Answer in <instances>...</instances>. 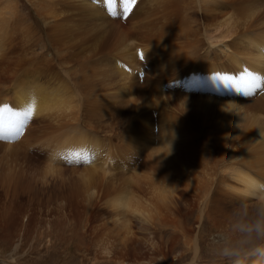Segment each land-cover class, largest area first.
Listing matches in <instances>:
<instances>
[{"label": "bare ground", "instance_id": "bare-ground-1", "mask_svg": "<svg viewBox=\"0 0 264 264\" xmlns=\"http://www.w3.org/2000/svg\"><path fill=\"white\" fill-rule=\"evenodd\" d=\"M241 1L137 0L125 18L120 0L116 17L109 15L107 0H27L40 16L43 30L17 17L0 33V86L20 68L22 87L14 90L9 107L24 110L35 99V111L72 109L67 121L58 118L50 123L52 132L73 123H68L71 128L62 136L60 148L50 151L44 149L51 138L38 136L30 119L17 139H4L0 221L23 237H32L37 230L40 239L54 234L78 242L108 229L102 235L112 242H104L99 252L110 249L111 254L136 259L142 253L131 245L137 239L136 221L122 229L108 204L122 190L124 175L130 174L136 185H150L155 173L157 181L165 179L175 190L155 224L190 245L177 257L179 264H190L197 251L199 262L208 260L209 237L225 227L228 214L250 186L264 183L262 159L246 157V170L234 167L223 145L232 146L236 140L214 144L210 139L224 122L237 128L242 122L241 114L222 109L228 101L238 103L228 108L250 118L264 115V102L258 101L263 107L255 114L245 107L246 98L243 105L237 98L244 95L242 91L218 80V74L263 76L264 37L259 44L249 34L257 19L236 14ZM7 9L13 14L16 6ZM191 17L211 24H202L200 31L192 26ZM15 34L19 42L11 43ZM252 62L261 66V72ZM6 100L0 99V106L7 105ZM211 102L216 103L217 110L212 109L217 117ZM39 127L44 129L37 122ZM259 144L264 148V142ZM73 149H87L92 159L107 154L115 161L114 174L106 177L102 167L76 162L70 155ZM50 152L58 153L63 172L61 178L43 184L38 176ZM218 156L222 158L218 161L229 163L221 171L215 169L218 163L213 164ZM67 157L71 162L64 163ZM140 190L145 193L143 187ZM194 209L195 216L186 218ZM97 215L101 222L92 224ZM19 217H26L25 223L17 224ZM158 249L159 264H172L168 246Z\"/></svg>", "mask_w": 264, "mask_h": 264}, {"label": "rangeland", "instance_id": "rangeland-1", "mask_svg": "<svg viewBox=\"0 0 264 264\" xmlns=\"http://www.w3.org/2000/svg\"><path fill=\"white\" fill-rule=\"evenodd\" d=\"M12 5L16 6V10L13 14H9L7 13V10H8L7 8L8 6H12ZM241 5H242V8L239 11H237L236 14L237 15H248L249 17L257 19L255 28L253 30H250L249 34L254 38V41L256 40L260 44L261 40L264 37V0H255V1L242 0ZM17 17H21L25 19V21L26 19H28L29 22H31L33 26H36L39 30H43L42 26L40 25V16H38L35 13L33 7L29 4V2H27V0H16V2L14 0H0V33H2L4 29L10 23H12L11 21L12 19L17 18ZM191 19H192L191 21L192 26L199 27L200 31H201L200 27L202 24H205V23L211 24L210 20L200 21L198 20V18H194V17H191ZM16 35L17 34H15L14 36L16 38H12L14 40L10 41L11 43L19 42L18 35L17 36ZM45 42L47 44H52V42L48 40H46ZM75 48L76 47H74L73 49L75 50ZM48 50L50 53V49ZM15 53H18V51L15 50ZM252 64L254 66L259 65L257 62L256 63L252 62ZM18 69L19 71L16 74L12 75L10 81L7 80L5 82H1L2 85L0 86V99L2 98L7 99L6 101H8L7 103L8 106L12 104V101H13L12 99L14 98V94H13L14 90L16 88L18 89L22 87V85L20 84L21 70L20 68ZM260 72H261V66H260ZM15 75L16 77L17 76L18 77L16 78ZM72 77L73 79H75L74 75H72ZM261 77H264V72H263V76ZM41 79L44 81L43 78ZM10 87L11 89H8ZM237 98H239V101H241L242 105L245 102V98H246V102L244 104H247V105L245 107H247L249 111H252L256 114V111H257L256 109L263 107L258 104V101L264 102V88L256 90L255 94L252 96L240 95ZM71 99L75 100L76 96H73ZM247 99H248V103H247ZM210 105L212 106V102L210 103ZM212 108L213 109L216 108L217 110V106L215 102L210 110L212 111L213 116L217 117L215 110H213ZM71 112H72V109L66 110L58 106L55 108H49V109H45L41 111L36 110L34 112V115L30 118V121L29 119L26 121V123H28V121L30 122V124L33 123V127H34L33 131L38 136L46 135L51 138V140L48 142L49 148L46 149L45 147L44 150L50 151V148H55V149L60 148L61 146L60 142H61L62 136L66 132H68V130L71 128L70 126H67V125L68 123H73V121L67 122L65 127L61 128L60 130H55V132H52L50 123L54 119H58V118H62L65 121H67L69 118L73 116ZM246 117L248 118L249 121L255 120L248 116ZM37 122L40 125L44 126V129H42L41 127L37 129ZM244 125L246 126V128L251 126L250 123H244V124H241L242 128L243 127L245 128ZM257 133H259L258 129H253L251 131L244 132L240 128L230 125L228 122H224L221 128H219L218 130L212 131L213 135L210 136V139L214 144H218L220 140H223V139L228 140L229 138H234L236 142L232 146L223 145V148H224L223 151L224 153H226V158L229 159V163L233 162L234 167H240L246 170L245 164H244L246 157L260 158L264 162V148L260 147V144H259V142H264V137H262L263 139L260 138L257 135ZM5 141L6 140H0V173H3L6 169L5 157L3 153V143ZM218 158L216 159L217 160L216 162L214 161L215 158H213V161L215 162V163L213 162V164L216 166V164L218 163V166L215 169H218V171H221L222 166L229 164V163H226L224 161H218L222 159L221 157L219 159ZM36 159L42 160V159H39L38 157H36ZM67 159L69 158L67 157ZM93 160L94 159H92V161ZM63 162L68 163L69 161L66 160ZM213 164L211 163L208 165L209 168L211 167L210 170L208 168L209 170L208 172L210 173H212L211 171H213L214 169ZM87 166L92 167L90 166V164H87ZM253 166H256V165L253 164ZM34 169L35 168L27 170L26 174H28L30 170H34ZM228 171L229 169H224V172L227 173ZM126 176L130 177V174H126L122 177L121 184L123 185V187L125 184ZM130 179L133 183V179L132 178ZM179 183H180V180L179 182L175 183L176 189L180 188V186L177 187ZM1 204L2 206H5L3 204V201L1 202ZM181 213H183V211ZM195 213L196 212L194 209L192 211V216L186 215L187 216L186 218L188 217L192 218L193 216H195L194 215ZM101 216L103 217V214H101ZM100 217L98 215L95 216V218L93 217L92 224H98V222H101ZM25 220H26V217H22V218L19 217L16 219V222L17 224H20L21 221L25 223ZM136 225H135L136 226L135 229H137L136 230L137 235L135 236V238L137 239L136 240L134 239L135 242L131 243V245L135 247L138 246L137 247L138 249L141 248L140 252L142 253H140L141 255L136 257V259H134L133 257L121 255L119 253L118 254L116 253L115 255L110 254L106 256L103 252H99L104 242L111 241V239L108 240L109 237L107 238L106 236L105 237L103 236L104 234L108 233V229L105 230L104 228H102L97 233V235L93 237V239H91L92 237L90 239L88 237H84L83 240H80L78 242V240L72 239V238H64V239H61V238L58 239V237L54 238V234L45 236L40 239L37 237V235H39L37 230L33 232L32 237H31V234L30 236H28L29 238L23 237L21 236V232L17 233V231L15 230L16 228H10V227L8 228V226H6L0 221V264H159L161 254L158 249V246H161V244L168 246V255H169L168 263L179 264L177 257L183 255L188 250L187 248L190 247V245H188L189 246L188 247L186 243L182 244L184 240L181 236L173 237V236H169L168 231L161 232L162 229H160L158 225L155 223L150 227L149 226L145 227V225H141L140 223L136 221ZM38 231H40V229ZM153 231H155L156 233H154ZM9 233L11 234V236L8 235ZM144 233H147V235H144ZM149 233H152L155 235H152ZM98 234H101L100 236L102 238L99 237ZM216 234L217 233H214L213 236ZM210 237H212V235ZM156 239L158 240L160 239L159 243L157 242ZM153 242L156 244H154ZM152 243L155 245V247ZM118 247L120 248V246ZM121 257L123 258L121 259ZM113 259L118 260L119 262L118 261L114 262ZM205 259H208V257ZM208 261L209 259L202 263L199 262V264H206L205 262H208Z\"/></svg>", "mask_w": 264, "mask_h": 264}, {"label": "clouds", "instance_id": "clouds-1", "mask_svg": "<svg viewBox=\"0 0 264 264\" xmlns=\"http://www.w3.org/2000/svg\"><path fill=\"white\" fill-rule=\"evenodd\" d=\"M228 105H238L228 101L222 109L226 112L238 113L243 116L237 126L244 132L258 129L260 137H264V115L249 121L245 114L228 108ZM241 123H250L247 129L240 127ZM114 160L107 154L98 155L91 163L92 167H102L106 177L112 176ZM136 172L137 171L135 169ZM63 168L58 153H51L43 164L38 179L47 184L61 178ZM145 193L141 192V188ZM175 190L165 179L159 181L155 173L150 185L133 184L130 177H125L124 187L111 198L108 207L114 213L118 226L124 230L131 227L132 220L141 225L152 226L160 218L161 208H166L174 197ZM244 199L228 214L225 227L209 238L207 256L209 264H264V183H256L243 194ZM105 255H110L106 249ZM201 257L195 253V259L190 264H199Z\"/></svg>", "mask_w": 264, "mask_h": 264}, {"label": "snow or ice", "instance_id": "snow-or-ice-1", "mask_svg": "<svg viewBox=\"0 0 264 264\" xmlns=\"http://www.w3.org/2000/svg\"><path fill=\"white\" fill-rule=\"evenodd\" d=\"M117 2L118 0H107L108 12L112 17L118 15L116 11ZM120 3L122 14L127 18L137 0H120ZM140 56L143 58L144 54L141 52ZM218 80L225 86H231L236 91H242L246 96H252L256 90L264 88V83H262L264 77L251 72L243 73L239 77L218 74ZM35 109V99L29 103L26 109L20 111L11 109L8 105L0 106V140L17 139L23 133L26 121L34 115ZM70 155L78 163L82 161L85 164H90L92 162V156L87 149L70 150ZM69 162H71V159H69Z\"/></svg>", "mask_w": 264, "mask_h": 264}]
</instances>
